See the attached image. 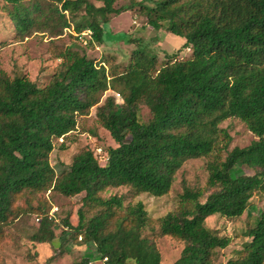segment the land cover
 I'll list each match as a JSON object with an SVG mask.
<instances>
[{
  "label": "trees",
  "instance_id": "trees-1",
  "mask_svg": "<svg viewBox=\"0 0 264 264\" xmlns=\"http://www.w3.org/2000/svg\"><path fill=\"white\" fill-rule=\"evenodd\" d=\"M3 1L19 36L91 30L92 47L105 43L112 14L139 6L151 27L184 37L192 54L158 67V55L138 46L130 63L117 71L68 46L45 86L0 68V240L17 218L37 213L40 225L31 239L52 242L59 223L42 195L85 193L78 223H72L71 215L60 223L70 238L94 244L104 264H162L156 241L144 234L150 225L144 203L125 206L121 196L104 198L101 193L130 186L136 194H168L184 163L211 154L221 136L220 124L237 117L256 139L234 147L213 168L215 189L205 201L192 193L159 219L161 236L184 242L174 264H218L217 250L227 248L231 238L210 228L206 219L216 214L240 217L254 194L264 191V0H131L121 7L114 6L116 0H101L102 5L91 0H50L47 5L41 0ZM110 89L122 95L121 104L114 92L100 104ZM141 104L152 115L146 122ZM94 106L118 146L109 148L106 165L84 148L69 170L58 175L50 161L55 141L77 129L78 118ZM236 166L255 172L234 175ZM21 199L26 206L19 204ZM90 205L101 209L87 219L85 207ZM246 236L250 240L220 264H264V209Z\"/></svg>",
  "mask_w": 264,
  "mask_h": 264
},
{
  "label": "rangeland",
  "instance_id": "rangeland-1",
  "mask_svg": "<svg viewBox=\"0 0 264 264\" xmlns=\"http://www.w3.org/2000/svg\"><path fill=\"white\" fill-rule=\"evenodd\" d=\"M41 1L45 5L50 2V0ZM91 1L96 5L103 4L101 0ZM130 1L116 0L114 6L121 7L129 4ZM6 8L4 1L0 0V68L11 77L26 74L39 86H45L50 82L62 61L58 55L68 46L86 52L99 61L105 60L117 71L123 70L130 63L131 53L138 46L149 47L158 55V67L172 57L187 59L192 54L190 47L184 45L186 42L184 37L167 31L165 27L160 29L151 27L146 13L139 6L118 15L112 14L109 23L105 25V43L95 44L93 47L85 43V37H80L72 28L66 29L57 37L43 32L21 37L17 34ZM129 38L136 40L130 42ZM113 92L112 89L108 90L100 104ZM115 97L118 104L123 102L117 95ZM151 116L149 108L141 104L142 121H148ZM220 128L221 136L214 151L205 157L186 161L177 172L168 194L163 196L136 194L130 186L110 187L101 193L104 198L121 196L125 206L139 201L144 203L150 217V225L144 230V234L156 241L162 254V264H174L181 255L184 242L172 236H161L159 219L176 210L179 202L192 193L196 194L199 200L205 201L208 194L215 189L213 168L218 166L234 147H245L256 139L246 124L237 117L226 119L220 124ZM117 146L118 143L110 132L99 122L97 106H94L88 115L78 118L77 129L65 138L55 141V149L50 155V161L60 175L69 170L68 167L78 152L90 148L100 164L106 165L109 148ZM233 172L234 175H240L253 174L255 171L247 166H236ZM84 195L85 193H81L74 197H66L50 191L42 195L52 205L50 214L54 213L56 223H59L55 228L56 238L50 243L33 242L31 237L40 225V215L24 214L6 227V235L0 240V264H104L94 244L80 243V238L75 241L70 238L67 231H64L62 224L60 225L62 219L68 215H71L74 225L78 223V209L82 205ZM19 204L26 206L25 199H21ZM33 205L35 207L38 205L37 198L33 200ZM100 209L101 207L92 205L85 207L87 219L97 214ZM263 209L264 191L260 190L254 194L242 216L229 218L216 214L206 219L210 228L220 235L231 238L227 248L217 250L218 264L235 256V251L241 249L244 243L250 240L246 236V231L255 224L257 216Z\"/></svg>",
  "mask_w": 264,
  "mask_h": 264
},
{
  "label": "built area",
  "instance_id": "built-area-1",
  "mask_svg": "<svg viewBox=\"0 0 264 264\" xmlns=\"http://www.w3.org/2000/svg\"><path fill=\"white\" fill-rule=\"evenodd\" d=\"M91 34H92V32H91V30H86V31H84V32H82L81 34H79L80 35V37L82 36V38H84V40H85V43H88V39L86 38V37H91ZM114 94L115 95H117L119 98L118 99H122V101H123V98H122V96H121V94L120 93H116V92H114ZM40 220V219H39Z\"/></svg>",
  "mask_w": 264,
  "mask_h": 264
}]
</instances>
